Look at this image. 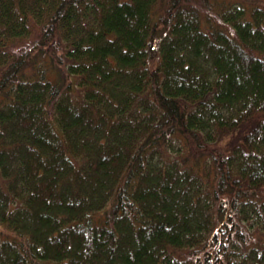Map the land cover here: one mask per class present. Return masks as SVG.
<instances>
[{"label": "trees", "instance_id": "obj_1", "mask_svg": "<svg viewBox=\"0 0 264 264\" xmlns=\"http://www.w3.org/2000/svg\"><path fill=\"white\" fill-rule=\"evenodd\" d=\"M264 0H0V264H264Z\"/></svg>", "mask_w": 264, "mask_h": 264}, {"label": "rangeland", "instance_id": "obj_2", "mask_svg": "<svg viewBox=\"0 0 264 264\" xmlns=\"http://www.w3.org/2000/svg\"><path fill=\"white\" fill-rule=\"evenodd\" d=\"M242 1H245V0H242ZM251 1H254V0H251ZM262 2H264V1H262Z\"/></svg>", "mask_w": 264, "mask_h": 264}, {"label": "bare ground", "instance_id": "obj_3", "mask_svg": "<svg viewBox=\"0 0 264 264\" xmlns=\"http://www.w3.org/2000/svg\"><path fill=\"white\" fill-rule=\"evenodd\" d=\"M255 1H257V0H254V1H252V2H255Z\"/></svg>", "mask_w": 264, "mask_h": 264}]
</instances>
